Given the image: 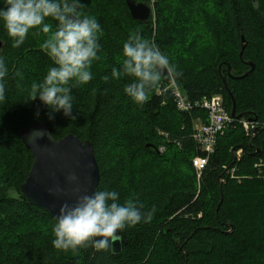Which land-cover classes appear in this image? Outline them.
<instances>
[{
    "label": "trees",
    "instance_id": "1",
    "mask_svg": "<svg viewBox=\"0 0 264 264\" xmlns=\"http://www.w3.org/2000/svg\"><path fill=\"white\" fill-rule=\"evenodd\" d=\"M154 1L153 18L143 22L132 19L125 0H80L81 14L94 16L102 31L93 79L70 93L73 119L24 99L54 65L45 53L24 54L21 47L40 49L46 34L30 31L13 48L0 25L7 69L0 98V264H264V0ZM44 23L57 26L51 18ZM134 34L154 42L180 73L161 76L142 105L123 93L132 77L110 76ZM31 75L38 79L28 81ZM173 85L190 102L219 95L225 111L233 110L198 181L191 160L202 153L192 133L196 119L207 123L206 113L178 111ZM248 120L250 133L241 124ZM34 122L46 124L55 141L70 134L91 143L97 190L115 189L121 203L134 196L143 209H156L151 221L119 233V254L111 247L51 246L54 219L20 192L32 159L19 135Z\"/></svg>",
    "mask_w": 264,
    "mask_h": 264
},
{
    "label": "clouds",
    "instance_id": "2",
    "mask_svg": "<svg viewBox=\"0 0 264 264\" xmlns=\"http://www.w3.org/2000/svg\"><path fill=\"white\" fill-rule=\"evenodd\" d=\"M81 6L80 0H4L0 7V25L13 48L19 47L30 31L34 36L46 34L39 47L54 66L47 69L42 80L29 85L25 101H39L50 113L60 112L69 119L74 118L72 89L93 79L90 68L99 59L97 39L102 31L94 16L81 14ZM46 18L57 22L55 30L44 23ZM120 54L122 62L119 68H111L110 76L113 80L133 78L123 86V93L137 105L148 99V92L157 86L162 72L170 78L180 75L159 47L139 34L123 42ZM6 71L0 57V98ZM66 179L71 183L76 176L69 174ZM155 210L143 209L134 196L121 203L120 193L115 189H98L59 207L50 243L59 251H75L85 246L95 251L106 250L121 238L119 233L126 228L151 221Z\"/></svg>",
    "mask_w": 264,
    "mask_h": 264
},
{
    "label": "water",
    "instance_id": "3",
    "mask_svg": "<svg viewBox=\"0 0 264 264\" xmlns=\"http://www.w3.org/2000/svg\"><path fill=\"white\" fill-rule=\"evenodd\" d=\"M125 4L133 20L147 21L150 9L145 4L133 0H125ZM1 45L0 42V48ZM161 76L165 78L167 74L162 72ZM230 116L233 117L232 109ZM19 136L32 159L28 176L20 186L29 205L45 210L55 219L62 204H72L79 196L97 190L99 171L89 141L70 134L55 141L47 125L36 122L27 124ZM69 174L76 176L74 182L67 181ZM111 251L119 254V240L112 242Z\"/></svg>",
    "mask_w": 264,
    "mask_h": 264
},
{
    "label": "built area",
    "instance_id": "4",
    "mask_svg": "<svg viewBox=\"0 0 264 264\" xmlns=\"http://www.w3.org/2000/svg\"><path fill=\"white\" fill-rule=\"evenodd\" d=\"M153 3L154 0H149V5L152 11ZM173 96L175 97L176 107L179 111L185 112L191 107V103L186 100V98L177 90L174 85ZM198 104L209 109V121L207 125H200L196 127L193 134V139L200 146L201 150L209 155L213 152L216 137L223 134L231 120L229 115L226 113L222 99L219 96L202 98L200 102H195L194 105ZM206 163L207 158L199 157L193 160L192 165L198 177L201 171L204 169Z\"/></svg>",
    "mask_w": 264,
    "mask_h": 264
},
{
    "label": "bare ground",
    "instance_id": "5",
    "mask_svg": "<svg viewBox=\"0 0 264 264\" xmlns=\"http://www.w3.org/2000/svg\"><path fill=\"white\" fill-rule=\"evenodd\" d=\"M148 7V6H147ZM149 8V7H148ZM176 87V86H175ZM177 88V87H176ZM178 90V89H177ZM179 91V90H178ZM180 92V91H179ZM181 93V92H180ZM182 94V93H181ZM183 95V94H182ZM214 96H219V95H214ZM211 97H213V96H211ZM210 97V98H211ZM220 98H221V96H219ZM222 99V98H221ZM187 100V99H186ZM189 103H191V107L188 109V110H186L185 111V113H189V112H191V111H193V110H201V111H204L205 113H206V121H207V123L206 124H204V123H202L201 121H200V119H196L195 120V124H194V128H193V133H192V139H193V134H194V131H195V129H196V127H198V126H200V125H207L208 124V121H209V109H207V108H205V107H203V106H201V105H194L195 104V102H200L201 100H198V101H193V102H190L189 100H187ZM222 102H223V100H222ZM175 106H176V104H175ZM224 106V105H223ZM176 109H177V107H176ZM178 110V109H177ZM179 111V110H178ZM180 112H182V111H180ZM227 113V112H226ZM228 114V113H227ZM229 115V114H228ZM229 117H230V120H231V116L229 115ZM249 122H245V121H242L241 122V124L243 125V128H244V131L246 132V133H250V132H252L253 131V128H254V126H253V124L250 122V120H248ZM255 132L256 131H254L253 132V135L255 134ZM222 135V134H221ZM219 136V135H218ZM217 138V137H216ZM193 141H194V139H193ZM195 142V141H194ZM196 143V142H195ZM196 145H197V147L199 148V151L202 153V155H197V156H195L192 160H191V163L193 162V160L194 159H196V158H199V157H201V158H207V160H208V156H210L211 154H206L205 152H203L202 150H201V148H200V146L196 143ZM215 146V145H214ZM159 149V152H163V147H159L158 148ZM213 151H214V149H213ZM239 154H240V151H237V153H236V155L235 156H239ZM207 164V163H206ZM206 166V165H205ZM192 167H193V165H192ZM193 169H194V167H193ZM194 171H195V169H194ZM203 171V170H202ZM202 171H201V173H202ZM201 173H200V175H201ZM195 174H196V179H197V181L199 180V178H200V175H199V177L197 176V173H196V171H195Z\"/></svg>",
    "mask_w": 264,
    "mask_h": 264
},
{
    "label": "rangeland",
    "instance_id": "6",
    "mask_svg": "<svg viewBox=\"0 0 264 264\" xmlns=\"http://www.w3.org/2000/svg\"><path fill=\"white\" fill-rule=\"evenodd\" d=\"M155 2V1H154ZM148 7H150V5H147ZM150 10H151V14L149 15V17H151V18H153V11H152V9H151V7H150ZM154 23V22H153ZM44 34V33H43ZM32 37V36H31ZM27 39V35H26V37H25V40ZM30 39V35H29V37H28V39H27V41ZM11 40V39H10ZM24 40V41H25ZM26 41V42H27ZM35 42V41H34ZM11 43H12V41H11ZM26 45L27 46H23V47H21V52L22 53H24L25 54V52H32L31 54H33V53H35V52H40V53H44L43 51H41L40 49H38V50H35V49H33V47H32V44H30V43H26ZM29 47L31 48V49H29ZM16 48H18V47H16ZM34 48H36V47H34ZM16 58H17V61L15 60L14 62H13V65L15 66L16 65V63H18L19 62V59H20V57L18 56V54H16ZM41 77H42V75H41ZM38 79V76H33V75H31V76H29L28 77V81H32V80H37ZM15 195V194H14ZM13 195V196H14ZM26 228V225H22L21 226V228H20V230H24Z\"/></svg>",
    "mask_w": 264,
    "mask_h": 264
}]
</instances>
